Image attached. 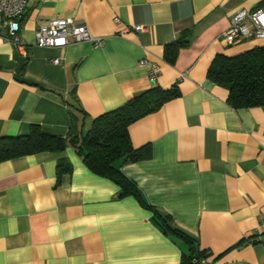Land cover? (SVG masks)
<instances>
[{
  "label": "crops",
  "instance_id": "obj_1",
  "mask_svg": "<svg viewBox=\"0 0 264 264\" xmlns=\"http://www.w3.org/2000/svg\"><path fill=\"white\" fill-rule=\"evenodd\" d=\"M263 3L30 0L19 20L25 45L0 36V137L31 124L83 135L93 118L152 86V65L154 85L179 94L128 128L132 145L152 152L120 165L140 198L119 196L70 145L1 161L0 264H181L189 244L162 229L155 210L212 264H264V105L234 108L227 88L207 77L216 54L264 44L221 40L236 11ZM65 16L103 43H34L39 24ZM139 24L145 30L132 29ZM186 30L188 43L168 62L165 46ZM60 165L68 169L58 174Z\"/></svg>",
  "mask_w": 264,
  "mask_h": 264
},
{
  "label": "trees",
  "instance_id": "obj_2",
  "mask_svg": "<svg viewBox=\"0 0 264 264\" xmlns=\"http://www.w3.org/2000/svg\"><path fill=\"white\" fill-rule=\"evenodd\" d=\"M189 35L186 30L176 41L165 46L164 58L168 62L175 60L178 49L188 43ZM207 77L227 88V102L234 108L264 105V44L234 56L216 54L207 69ZM178 94L176 85L164 89L152 84L121 105L93 118L90 128L83 135H56L42 130L37 124H31L25 134L0 137V162L42 151L59 152L70 145L82 156L90 171L118 184L119 196L133 194L140 198L135 183L122 173L120 165L147 159L152 152L148 144L134 147L128 128L134 121L158 110ZM75 107L83 113L80 106ZM67 169L68 166H58V174ZM155 214V220L162 229L189 244V253H184L181 264H191L196 258L207 257L205 251L193 246L189 236L171 224L167 215L157 210Z\"/></svg>",
  "mask_w": 264,
  "mask_h": 264
},
{
  "label": "built area",
  "instance_id": "obj_3",
  "mask_svg": "<svg viewBox=\"0 0 264 264\" xmlns=\"http://www.w3.org/2000/svg\"><path fill=\"white\" fill-rule=\"evenodd\" d=\"M30 0H0V36L10 40L16 45H25V41L19 35V20L25 13ZM119 22V18H114ZM132 29L145 30V26L133 25ZM129 27L121 29L126 32ZM264 40V3L253 9H241L236 11L230 18L229 26L221 34L222 42L227 46H233L248 39ZM90 41L94 45H101L103 39L94 36L86 23L76 21L72 16L51 18L46 23L39 24L34 31V43L43 47H64L71 42ZM58 62V58H53ZM146 63L145 59L140 64ZM151 84L155 83L157 66H151ZM191 264H212L211 259L200 257Z\"/></svg>",
  "mask_w": 264,
  "mask_h": 264
},
{
  "label": "rangeland",
  "instance_id": "obj_4",
  "mask_svg": "<svg viewBox=\"0 0 264 264\" xmlns=\"http://www.w3.org/2000/svg\"><path fill=\"white\" fill-rule=\"evenodd\" d=\"M250 40H254L253 38H251Z\"/></svg>",
  "mask_w": 264,
  "mask_h": 264
}]
</instances>
